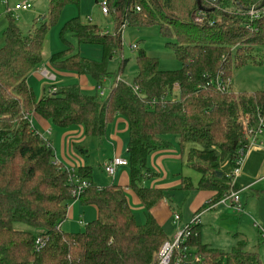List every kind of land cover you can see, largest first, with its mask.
<instances>
[{
	"label": "trees",
	"instance_id": "obj_1",
	"mask_svg": "<svg viewBox=\"0 0 264 264\" xmlns=\"http://www.w3.org/2000/svg\"><path fill=\"white\" fill-rule=\"evenodd\" d=\"M197 1L191 0L183 20L172 0H107L111 34L77 19L65 24L63 32L68 31L78 46L99 47L102 57L93 62L73 54L62 39L63 49L49 59L54 71L88 76L99 86L107 77L108 62L121 50L123 25L158 26L165 46L181 65L177 71H160L158 61L139 50L132 84L114 77L106 99H99L98 92L87 95L76 84L57 88L54 83L37 99L26 83L41 66L49 28L67 4L78 5L79 0H48L47 20H34L26 34L7 14L0 47V264H154L155 254L170 239L150 211L161 201L171 212L177 209L168 192L144 184L156 177L148 168L149 156L169 149L172 141L179 147L190 143L200 148L186 159L200 175L199 183L194 188L183 180L180 190L186 195L196 190L214 193L201 210L235 191L220 164L226 160L232 168L238 150L249 144L243 121L249 120L247 129L254 130L264 115V92L233 94L230 87L221 91L214 82L225 84L233 69L253 61V54L261 55L263 0H199V5ZM198 10L205 13L201 24L193 20ZM250 10L258 13L257 18L247 15ZM124 66L122 61L120 71ZM51 87L54 93L49 92ZM30 116L61 131L81 127L86 137L98 139L116 117H122L128 130V184L97 189L88 180V169H80L78 178L72 176L55 161L50 143L31 127ZM76 182L89 185L77 201L93 207L96 217L80 232L65 233L61 226L74 201L71 190L78 187ZM125 189L143 210L142 226L135 221ZM197 229V237L187 242L198 258L192 264H261L245 238L233 235L235 244L225 252L202 244ZM37 239L45 242L39 251L34 248Z\"/></svg>",
	"mask_w": 264,
	"mask_h": 264
},
{
	"label": "rangeland",
	"instance_id": "obj_2",
	"mask_svg": "<svg viewBox=\"0 0 264 264\" xmlns=\"http://www.w3.org/2000/svg\"><path fill=\"white\" fill-rule=\"evenodd\" d=\"M47 0H29L27 3L30 4L34 14L29 16L25 13L14 12L19 2H13L8 0L7 6L4 4V0H0V19L4 18V12L7 8L13 11L12 16L14 17V23L19 25V29L23 34L28 31V26L31 25L32 19L46 17L47 16ZM102 0H79L77 4H67L62 10L61 14L56 23L51 26L43 40V46L41 51V67L38 69V73L44 68L45 71L55 73L57 88H62L67 85L76 84L79 87H83V91L87 95H95L96 83L88 76H77L71 78V75L66 72H60L61 74L54 71L49 65L50 56L56 54L63 49L62 39L69 43L72 53L77 54L82 58L89 61L97 62L99 59L88 58L84 56L81 51L82 48L94 49L93 46L85 47L84 45L78 46L76 40L68 33L63 32V28L66 23L71 20L77 19L80 24H89L96 26L101 30L102 34L112 33V21L109 15L103 16L100 13L98 5ZM173 4L176 5L180 17L183 20L187 19V12L191 0H172ZM97 2V3H95ZM45 6L43 7V5ZM181 4V5H180ZM43 7V8H42ZM4 13V14H3ZM6 15V14H5ZM17 15V17H16ZM47 17L45 18V21ZM164 24H168L169 20H163ZM23 22L27 23V26H23ZM22 23V24H21ZM23 26V27H21ZM122 47L120 52L112 56L111 61L108 62L106 67V76L103 82L100 83L102 88V94L98 95L99 99H106L108 92L114 84V77L118 80L126 83L127 85L132 84V80L136 75V65L134 57L137 51L142 50L148 57L156 59L158 61V68L160 71L173 72L181 68L180 63L175 59L171 50L165 46V41L160 37L158 26H144L140 28L126 26L121 32ZM99 48V47H97ZM260 54L264 55V47H260L258 50ZM254 60H248V63L244 66L235 68L232 70L230 78V91L233 94H239L243 92H264V56L253 54ZM100 57V56H99ZM261 60V61H260ZM125 62L123 71H120L121 62ZM82 82V84H81ZM50 82L44 80L42 75L34 77L33 82L31 81L30 88L33 90L34 95H42L43 89H47ZM177 96V95H176ZM123 118L118 116L108 126V130H112L116 126V134L121 137L124 134L126 136L127 131L124 130ZM249 123V120L246 121ZM31 125V124H30ZM49 134L39 131V136L44 141H49L54 153L56 152L57 157L60 159V163L72 176L77 177L80 169H88L89 175L88 180L92 181L93 186L101 187L106 184L105 175L102 172L103 158L109 157L112 154V142L107 140V135L103 138H90L86 137L81 127L73 129L72 131H61L53 128L51 125L47 127ZM128 144V135L124 144L123 150L117 151V155L123 159L128 160V154L126 152ZM176 149L177 155H182L183 169L182 174L176 177H168L164 179L162 172L159 175L157 169L153 167L149 169L151 172L156 174L154 179L148 180L145 187L159 189L168 192L172 204L177 208L179 214L181 227L190 224V222L199 215V238L202 244H207L213 249H219L222 251H229L231 247L230 236L236 233L244 235L247 239L252 240L257 234L261 235L262 229L253 226L252 223L246 225L244 221L239 219L237 216L225 213L224 208H218L211 211L209 214L202 213V207L214 198V195L208 191L196 190L189 194L187 197L186 193L180 190L181 181L185 180L189 182L194 188L197 187L200 175L194 170L186 167V159L188 153L191 150L200 149L193 144H185L179 147L176 141L171 142L169 149ZM168 150V149H167ZM164 150V152H168ZM55 156V154H54ZM151 156V155H150ZM148 158V161L152 159V156ZM112 158V157H111ZM109 157V159H111ZM156 163V161H155ZM149 168V167H148ZM220 170L225 176H230L231 166L228 161H223L220 164ZM129 169L125 170L118 169L115 172L114 185H121L128 181ZM128 184V183H127ZM153 186V187H150ZM244 185L240 183V180H236L233 184V189L238 190ZM132 200V201H131ZM128 201L130 202V209L134 215L137 225L142 226L145 222V215L136 199L131 194L128 195ZM164 201L159 202L154 206L153 211L155 216L159 220V226L166 235L170 238L174 236L178 230V224L173 221V216L176 212H171L167 204L164 206ZM200 212V213H199ZM95 210L93 207H83L80 201H72L67 211L66 220L62 226V232L65 233H77L80 232L84 226L95 219ZM82 221V225H78V220ZM23 228L24 226L19 225ZM255 227V228H254ZM242 231L245 233L243 234ZM261 264H264V246L258 252Z\"/></svg>",
	"mask_w": 264,
	"mask_h": 264
},
{
	"label": "crops",
	"instance_id": "obj_3",
	"mask_svg": "<svg viewBox=\"0 0 264 264\" xmlns=\"http://www.w3.org/2000/svg\"><path fill=\"white\" fill-rule=\"evenodd\" d=\"M27 1H29V0H13V2H19L20 4L27 2ZM43 1H45V0H43ZM46 2H47V6H48V0ZM4 4H5V6H7L8 0H4ZM44 6H45V4L43 5V7ZM31 9L34 10L33 7H31ZM31 9L28 11H25L23 13L28 14L29 11H32ZM46 9H47V7H46ZM4 13H3L4 18L0 19V47L3 44V31L6 27V20H7L6 16H7V14L10 15L14 19V17L12 16L13 12L11 10H8L6 8ZM18 13L20 14L22 12H17V14ZM33 14H34V11L30 12L28 15L31 16ZM16 17H17V15H16ZM34 20H36V18L32 19L31 25L27 27L28 30L33 25ZM17 26L19 27V25H17ZM23 26H27V23L23 22ZM23 26H21V27H23ZM85 47H90V46H85ZM81 53L86 57L89 56L88 54H91V57H88V58H96V59L100 58L99 60H101V57H102V50L100 48H97V47H94V49L82 48ZM261 56L263 57L264 55L261 54ZM42 71H45L44 68H42L39 73L37 70V71H35L29 75V77L27 78V81H26L28 87L30 86L31 81L33 82L34 77L38 76L39 74L41 75ZM47 72L54 77L53 83L55 84V82H56L55 73H52L50 71H47ZM56 72L61 74L58 71H56ZM69 74L71 75V78L77 77V76H73L75 74H72V73H69ZM44 80H46V79L44 78ZM51 83L52 82H50V84ZM81 84H82V82H81ZM80 88L83 89V87H81V86H80ZM246 93H249V92H246ZM35 97L37 99H39L41 96L36 95ZM122 122H124V128H125L124 130H126L128 133L127 125H126L124 119ZM30 124H31V127H33V129L38 133V135H39L40 130H41V132H44V135L46 133L49 134V129L47 128L51 125L49 122L41 120L37 117L30 116ZM69 131H72V130H69ZM105 135H107L106 136L107 140L112 142L111 146H112L113 150H112V154L109 157L110 158L111 157L112 158L119 157L117 155V151L119 150L121 153V151L123 150L128 134H126V136H124V134H123V135H121V137H119L116 134V126H115V127H113L112 130H108V127H107ZM246 136H248V135H246ZM248 139L251 140V137H249ZM254 140L255 141L253 143L250 142L246 146L245 155L243 157V161H242V164L240 166V176L236 179V180H240V183L244 185L240 189L236 190L239 192L238 197H239L240 204L242 206V213L236 214L232 211V209L228 206V204L222 205V204H219V202L215 203L211 206H208L205 210H202L200 212L209 214L211 211H213L215 209L224 208L225 213H230V214L237 216L239 219H241V221L243 220L244 223H246V225H248L249 223H252L253 226H256V227L259 226V228H261L262 232L264 233V129L261 131V133L259 135L255 136ZM167 151L168 152H166V153L164 152V150H159V151L153 152L151 154V156H152L151 161H150V159L148 161V167H149V169H152V160H154L153 167L155 169L160 168L161 171H159V169H157V171H158L159 175L162 172V175H163L162 177L164 179H167L168 177L172 178V177L179 176L180 174H182V169H183L182 155L181 154L177 155L176 149H174V148L168 149ZM54 154H55V161L60 162V159L57 157L56 152ZM109 157L103 158L104 162H103V165L101 168L102 172H103V166L112 159V158L109 159ZM155 161H156V163H155ZM186 167L188 169H190L187 165H186ZM118 169L125 170L126 167L125 168H118ZM118 169H116V170H118ZM103 179L105 180L106 184L101 186V187L107 186L109 184H114L115 175L112 179H109L106 176ZM127 183H128V181L126 180L125 183H121V185H119V186L125 187L127 185ZM181 183H182V181H181ZM90 184L93 185L92 181H90ZM144 185L146 186V184H144ZM101 187H96V188L99 189ZM150 187H153V186H150ZM125 191H126L127 203L130 207V202L128 201V195L131 194V196L134 199H136V198L134 197L133 193H131L130 191H128L126 189H125ZM212 194L214 195V198H215V194L214 193H212ZM188 196L189 195H187V197ZM211 201H208V203H206V205L209 204ZM137 203H138V201H137ZM164 203L167 204L166 202H164ZM165 204H164V206H166ZM206 205H204V206H206ZM176 213H177V210H176ZM150 214L153 217V219L155 220V222L157 223V225L159 226V220L155 216L153 209L150 211ZM176 215L179 216L178 213ZM95 217H96V214H95ZM179 219H180V217H179ZM77 223L79 226L83 224L80 219L78 220ZM63 224H62V226H63ZM62 226H61V229H62ZM179 227H181V221L178 225V228ZM199 227H200V225H199ZM255 232H256V236L253 237L252 240L247 239L244 235H242L240 233H236V234H232V235L227 234V236H230L229 238L231 240V247L235 244V239L233 238V235H238L240 237L245 238V240H247V242L249 243V246L252 247L254 250H257V252H259L260 249L263 248V246H264V238H262L261 235L257 234V230H255ZM242 233L244 234L245 232L242 231ZM198 234H199V232H198ZM172 238H173V236L168 238V239H172Z\"/></svg>",
	"mask_w": 264,
	"mask_h": 264
},
{
	"label": "built area",
	"instance_id": "obj_4",
	"mask_svg": "<svg viewBox=\"0 0 264 264\" xmlns=\"http://www.w3.org/2000/svg\"><path fill=\"white\" fill-rule=\"evenodd\" d=\"M98 7L100 13L103 16L109 14L107 0H102L98 5ZM30 9H31L30 4L24 2L16 6L14 12H25ZM136 11H139L138 8H136ZM204 14H205L204 12L198 10L194 15L193 18L194 22L197 24H201L205 19ZM257 14H258L257 12L252 10L247 12V15L253 19L257 18L258 16ZM124 27L125 25L121 27V30H123ZM246 29H248V27H246ZM41 75L48 82H52L51 84H53L54 77L51 74H49L47 71H42ZM116 81H120V80L116 79ZM214 83L216 87L221 91L225 89H229L230 87V80H228L225 84L221 83V81L219 80H216ZM132 89L133 91L137 90L136 87H133ZM96 90L99 95H101L103 92L100 85L96 87ZM54 91L55 89L53 87H51V89L49 90L50 93H54ZM173 91L174 92L177 91V86L173 87ZM243 122H244L243 126L247 131V135L251 137L250 142L253 143L255 141L254 140L255 136L259 135L261 131L264 129V115L261 118H259L258 124L254 128V130L247 129L246 121ZM245 150H246V146L238 150L239 158L236 161V163L233 165L230 176H228L231 179L232 187L235 180L240 176V166L242 164L243 157L245 155ZM125 167H127V161L125 159L121 157H114L103 166V173L107 178L112 179L115 175L116 169L125 168ZM76 184H78V187L73 188L71 190V195L74 201L78 200L81 192L89 186L86 182H80V183L76 182ZM238 193L239 192L236 190L231 192L230 195L220 200L219 204L222 205L228 204V206L232 209L234 213L241 214L242 206L239 201ZM173 221L178 224L179 217L177 215H174ZM198 227H199V215H196L195 218L190 222V224L183 227H179L178 230L175 232L173 238L168 241H165L161 245L158 252L155 254L154 264H192L194 262H198V258L196 256H192L193 249H189V247H187V242L189 241V239L192 237L194 238L197 237L196 229ZM261 237L264 238L263 232L261 233ZM44 245L45 242H43L42 240L40 239L35 240V245H34L35 251H39L44 247Z\"/></svg>",
	"mask_w": 264,
	"mask_h": 264
},
{
	"label": "water",
	"instance_id": "obj_5",
	"mask_svg": "<svg viewBox=\"0 0 264 264\" xmlns=\"http://www.w3.org/2000/svg\"><path fill=\"white\" fill-rule=\"evenodd\" d=\"M197 5H199V0L197 1ZM263 5H264V0H263V2L261 3V5H260L259 8H261ZM199 10H201L200 7H199ZM220 176H221V174H218V177H220Z\"/></svg>",
	"mask_w": 264,
	"mask_h": 264
}]
</instances>
